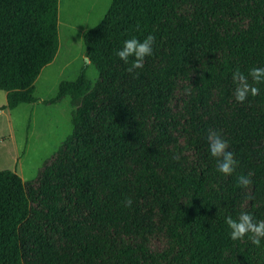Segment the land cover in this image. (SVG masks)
Returning <instances> with one entry per match:
<instances>
[{"label": "trees", "instance_id": "trees-1", "mask_svg": "<svg viewBox=\"0 0 264 264\" xmlns=\"http://www.w3.org/2000/svg\"><path fill=\"white\" fill-rule=\"evenodd\" d=\"M58 5L0 0L4 107L37 100L59 49ZM150 33L152 55L128 72L115 52ZM83 44L96 81L82 67L47 101L71 97V133L34 179L0 170V264H264V239L233 241L224 222L264 220V83L239 103L232 80L264 67V0H111ZM192 44L205 50L187 62ZM210 129L238 162L230 176L208 151ZM146 198L157 225L141 214Z\"/></svg>", "mask_w": 264, "mask_h": 264}, {"label": "rangeland", "instance_id": "rangeland-1", "mask_svg": "<svg viewBox=\"0 0 264 264\" xmlns=\"http://www.w3.org/2000/svg\"><path fill=\"white\" fill-rule=\"evenodd\" d=\"M111 0H59V49L51 63L44 66L33 84L37 100L13 109L6 105L5 92L0 90V170L15 171L24 182L34 179L39 167L71 133V112L74 107L63 98L49 103L62 80H72L86 67V75L97 79L93 65L85 61L84 33L105 14ZM205 50V44H192L182 58L192 62ZM141 214L157 225L162 218L156 200L146 198Z\"/></svg>", "mask_w": 264, "mask_h": 264}, {"label": "clouds", "instance_id": "clouds-1", "mask_svg": "<svg viewBox=\"0 0 264 264\" xmlns=\"http://www.w3.org/2000/svg\"><path fill=\"white\" fill-rule=\"evenodd\" d=\"M155 37L150 33L142 41L132 37L123 42V46L115 52V55L125 64H129L128 72L143 67L145 57L153 53ZM251 78L252 83L249 82ZM232 80L236 85L234 89L235 100L244 103L249 95L255 97L259 94L256 84L264 83V67H253L245 75L237 68L232 73ZM68 101L71 97H66ZM208 151L216 159L217 171L225 176H230L235 171L237 160L234 153L228 151V142L215 130H208L207 133ZM240 187L249 188L252 185L251 174L240 175L237 177ZM125 207H131V198L126 197L123 201ZM225 224L229 231V238L233 241L242 240L246 236L256 247L261 246L264 239V220H255L253 215L248 212H241L236 219L231 215L225 217Z\"/></svg>", "mask_w": 264, "mask_h": 264}, {"label": "water", "instance_id": "water-1", "mask_svg": "<svg viewBox=\"0 0 264 264\" xmlns=\"http://www.w3.org/2000/svg\"><path fill=\"white\" fill-rule=\"evenodd\" d=\"M85 61H86V62H89V59H88L87 57H85Z\"/></svg>", "mask_w": 264, "mask_h": 264}]
</instances>
